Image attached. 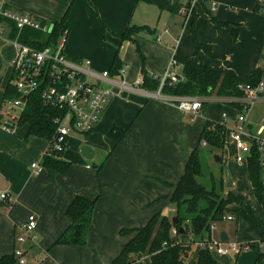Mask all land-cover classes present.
Masks as SVG:
<instances>
[{"label":"crops","instance_id":"obj_1","mask_svg":"<svg viewBox=\"0 0 264 264\" xmlns=\"http://www.w3.org/2000/svg\"><path fill=\"white\" fill-rule=\"evenodd\" d=\"M257 1L198 0L192 3L191 10L190 0H143L137 5L130 0H0V12L26 16L41 25L52 27L67 15L64 52L72 42L73 47L66 53L70 59H88L92 71L102 73L110 71L119 50L124 69L123 75H113V84H107L116 95L95 131L87 136L80 134L78 147L86 144L93 147L94 159L87 161L82 154L81 157L74 154L78 142L74 138L78 134L72 135L62 155L72 163L66 174L43 167L50 150L48 140L27 138L29 127L22 126L11 133L0 124V193L10 194L9 201H0V258L13 255L21 246L16 238L26 234L31 215L36 216L37 227L27 234L29 238L22 245L27 264H112L135 231L154 215L161 213L171 220L174 204L167 196L185 173L187 157L201 146L199 138L206 122L216 120L231 127L244 99L243 95L229 98L213 95L204 98L206 106L201 113L185 114L177 106L181 97L164 95L160 88L148 90L141 86L143 76L139 72L136 44L146 58L148 76L154 79L164 76L173 59L196 58L212 69L249 81L257 70L264 72V13L256 11ZM208 10L219 22L236 28L238 39L233 38L226 26L213 23ZM194 18L199 41L221 57L213 58L204 51L196 55ZM11 23L0 16V111L14 77L11 63L17 55V48L10 41ZM134 23L149 25L154 31L121 42L119 35ZM175 71L182 73V67ZM211 106L218 110H211ZM115 127L128 129L127 138L117 146L108 137ZM247 127L252 133L264 127V93L251 107ZM225 147L213 149L218 161ZM237 163L243 166L245 162ZM34 164L38 168H33ZM101 164L103 168L98 172L96 167ZM233 179L229 173L226 180L222 178L223 184L226 181L221 190L225 196L229 194L226 188L238 185ZM248 185L253 187L249 180ZM76 196L89 200L98 197L87 243L56 245L72 225L67 210ZM237 206L232 204L230 209ZM122 230L129 233L122 235ZM223 232L230 241L229 233ZM237 259L240 261L235 264H242V259ZM231 261L222 258L218 264H233ZM133 264L152 262L143 257ZM190 264H199L198 253Z\"/></svg>","mask_w":264,"mask_h":264},{"label":"trees","instance_id":"obj_2","mask_svg":"<svg viewBox=\"0 0 264 264\" xmlns=\"http://www.w3.org/2000/svg\"><path fill=\"white\" fill-rule=\"evenodd\" d=\"M130 1L137 3L139 0ZM256 11H261L258 5L256 6ZM208 14L213 23L226 26L233 38L235 40L238 39L239 32L236 28H233L228 23L219 22L209 10ZM66 17L67 15L60 22L54 23L51 32L47 34L35 29L26 28L20 35L21 41L38 49L56 45L59 39L68 32L65 24ZM11 26V38L13 39L17 36L18 30L13 22ZM103 29L104 31L107 30L105 26H103ZM143 30L151 32L147 27L129 25L125 32L119 35V38L121 42L131 41L133 40V36ZM192 35L196 55L204 51L213 58L221 57L215 54L211 47L199 41L195 27V18L192 23ZM137 48L143 58L140 47L138 46ZM176 59L182 66V73L186 81L174 84L167 81L161 89V93L164 95L201 98H209L213 95L222 98L241 97L243 92L239 89L240 85H256L264 76L262 70H257L249 81H242L236 77L212 69L202 61L196 60V58ZM122 67L120 51L118 50L109 72L111 75H116ZM144 67L142 70L143 79L141 86L148 90H159L161 79L149 77ZM17 97L18 94L13 83L10 82L4 100ZM29 99L30 102L21 120V127L25 125L29 127L27 138L37 136L49 141L50 150L44 157L43 167L60 174H66L72 163L62 158L64 152L57 153L52 150L53 136L57 130L55 120L59 113L45 106L40 99L39 93L32 94ZM205 106L206 103L204 102ZM226 132L227 126L225 123L207 121L200 135L199 142L201 144L205 140L213 149L222 150L226 144ZM89 134H86V136ZM127 136L128 129L122 130L116 127L108 133V137L115 143V146L120 144ZM199 152L200 145L187 157L185 173L181 176L179 182L172 186L167 196L169 201L178 210L176 216L177 222L174 224L173 221L161 213L154 215L144 227L135 231L136 234L133 239L124 247L112 264H133L143 257H149L152 264H185L194 253V247L199 242L204 243L211 238L212 225H217V223L226 220V216L232 212L230 206L235 203L239 204L238 198L232 193L228 194L229 198L227 200H221L217 203L212 196L216 189L208 190L199 182L198 178L203 175ZM247 163L248 180L254 188H257L263 194L264 185L261 180L260 154L255 147H253L252 154L248 158ZM102 168L103 164L96 167L98 172ZM223 189L224 184L222 182L221 189L218 191L221 192ZM97 199L98 197L94 200H89L83 196L75 197L67 210V216L72 221V225L55 242L56 245L83 246L87 243V236ZM173 230H175L174 235ZM128 233L127 230L121 231L122 235H127ZM261 238V242L264 244V230L261 231ZM198 257L199 264H218L207 249H200ZM0 264H18V260L14 254L7 255L0 258Z\"/></svg>","mask_w":264,"mask_h":264},{"label":"built area","instance_id":"obj_3","mask_svg":"<svg viewBox=\"0 0 264 264\" xmlns=\"http://www.w3.org/2000/svg\"><path fill=\"white\" fill-rule=\"evenodd\" d=\"M196 1L198 0H190L191 10L193 9L192 3ZM257 5L264 13V0H258ZM0 16L12 21L18 30L17 36L10 39L17 48V55L11 66L14 73L12 83L18 97L4 100L0 111V124L7 131L15 133L21 127L23 114L30 102L29 97L34 93H39L42 103L59 113L55 120L57 130L53 136L52 150L63 153L72 135H86L95 131L99 125L112 98L116 95L113 87L107 86V84H113V75L109 71L93 72L92 63L88 59H70L64 52L67 41L66 33L56 45L38 49L22 42L21 33L26 28H31L47 34L51 32V26H43L29 17L7 11L0 12ZM1 35L2 30L0 29ZM181 67L176 58L171 61L169 69L161 78L160 90L167 81L172 84L186 81L182 73L175 71ZM123 73L124 69L120 70L118 75H123ZM239 89L243 92L244 104L234 125L227 127V132L236 147L237 162H248L253 147L257 149L260 154L261 180L264 185V128L257 133H252L247 127L251 107L264 93V76L256 85H240ZM177 106L185 114L195 116L203 111L204 98L181 97ZM202 146H208L207 141L203 140ZM33 168H38V165L34 164ZM9 200V193H0V201ZM226 220L233 221L234 217L228 215ZM36 227V216H29L26 234L18 235L16 238L17 244L21 245L14 251L18 264H27L22 245L29 238L27 234L34 231ZM215 230H217V225L213 224L211 238L198 244L201 249L216 251L219 255L238 254L242 251V246L235 242H227L225 247L221 240L214 237Z\"/></svg>","mask_w":264,"mask_h":264},{"label":"rangeland","instance_id":"obj_4","mask_svg":"<svg viewBox=\"0 0 264 264\" xmlns=\"http://www.w3.org/2000/svg\"><path fill=\"white\" fill-rule=\"evenodd\" d=\"M141 1L143 0H139L137 3H133V4L135 5L141 4ZM134 26L137 25H135L134 23ZM139 27H147L151 31H154L149 27V25L147 26L144 25ZM142 32L147 33L150 31L143 30L140 33ZM70 46L73 47L72 42L69 43V47ZM69 47L67 48L68 53H69ZM136 48H137V44H136ZM137 54H138L137 61L139 60L138 63L140 66L139 72L142 75V70L144 65L146 72H148L146 67V58L141 51V54L143 55L142 58V56L138 52V48H137ZM147 74H149V72ZM213 109L218 110L217 107L211 106V110ZM213 122L219 123L216 120ZM24 127L28 128L27 125H25ZM75 136L78 138L76 139L74 138V141L76 140L78 142H75L77 144H76V148L73 149L74 154L77 155V157H81L80 148L78 147V144L81 141L80 138H82V135L78 134ZM105 138H107L106 134H105ZM104 144H106V141H104ZM200 147L201 148L199 155H200L203 175L199 177L198 180L202 185L206 187V189L208 190H211L213 188L216 189V191H214L212 196L214 197L213 199L217 201V203H219L221 200H227L229 198V196H225V194L218 191L219 189H221L222 178L226 180L229 173L232 179L234 177L238 181L237 186L235 187L233 186L230 190L227 188L225 189V192L232 193L239 200L238 206L235 207L234 209H231L232 212L228 214L233 216L234 220L233 221L224 220L222 222L217 223L218 230L215 234V238L217 240H220V233L223 231H227L231 239L228 242L238 243L240 246H242L243 249L239 254L235 255L234 253H232L227 255L226 257H222L216 251H212L211 254L213 258L217 262H221L222 258H224V260L230 258L233 260L231 261V263L233 264H235L237 260L238 262L240 261V259H237L238 257L242 259V261L240 262L242 264H249L250 260H253L251 264L263 263L264 247L262 246V242H261L262 241L261 231L264 230V193L261 194L257 188L248 185V178H247L248 163L245 162L243 166H240L236 162L235 158L237 157V150L234 143L231 142L229 132L226 133L225 152L222 154L220 161L216 160L215 152L211 146L208 145L206 147H203L201 143ZM68 149H71V146H69ZM101 154L104 153L101 152ZM97 161L98 159L96 160V162ZM177 214H178V210L176 206L173 205L171 221L174 220ZM224 244H225L224 246L226 247L227 243ZM200 249L201 248L199 246L197 247V245L194 247V251H193L194 253L186 262V264H190L195 261L197 253Z\"/></svg>","mask_w":264,"mask_h":264},{"label":"water","instance_id":"obj_5","mask_svg":"<svg viewBox=\"0 0 264 264\" xmlns=\"http://www.w3.org/2000/svg\"><path fill=\"white\" fill-rule=\"evenodd\" d=\"M81 154L82 156L87 160V161H92L95 157V149L93 147H91L90 145H82L80 148ZM216 160L218 161L219 159L216 158ZM229 185L231 186V183H229ZM177 222V217L174 218L173 223L175 224ZM220 240L223 243H227L229 241V237L227 235L226 232H222L220 234Z\"/></svg>","mask_w":264,"mask_h":264}]
</instances>
